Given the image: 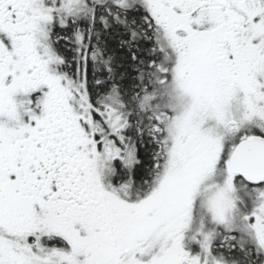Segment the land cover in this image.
<instances>
[{"label":"snow or ice","instance_id":"obj_1","mask_svg":"<svg viewBox=\"0 0 264 264\" xmlns=\"http://www.w3.org/2000/svg\"><path fill=\"white\" fill-rule=\"evenodd\" d=\"M0 264H264V0H0Z\"/></svg>","mask_w":264,"mask_h":264}]
</instances>
